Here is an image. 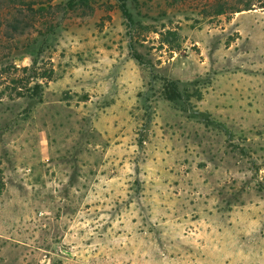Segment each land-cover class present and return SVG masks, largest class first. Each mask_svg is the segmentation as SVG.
<instances>
[{"label": "rangeland", "instance_id": "374dc122", "mask_svg": "<svg viewBox=\"0 0 264 264\" xmlns=\"http://www.w3.org/2000/svg\"><path fill=\"white\" fill-rule=\"evenodd\" d=\"M211 2L0 0V264H264V9Z\"/></svg>", "mask_w": 264, "mask_h": 264}, {"label": "trees", "instance_id": "16d2710c", "mask_svg": "<svg viewBox=\"0 0 264 264\" xmlns=\"http://www.w3.org/2000/svg\"><path fill=\"white\" fill-rule=\"evenodd\" d=\"M214 2H211L209 4V9L213 10V14L215 16H222V15H235L237 13H242L244 11H251L255 9V7H259L264 9V0H240L236 3H230L223 5L221 2L213 0ZM2 24H0V27ZM32 24L25 23L22 20L16 18L14 19L13 23L8 24L6 27L8 30L11 31V34L13 36H24L25 34H28L29 30L32 28ZM14 39H11V41ZM18 82L16 80L11 81V84L16 85ZM39 88V87H38ZM16 91V87L15 90ZM29 91V90H27ZM16 95H20V93H16ZM181 98V95L179 94L178 90L176 88H168V100L169 101H177Z\"/></svg>", "mask_w": 264, "mask_h": 264}]
</instances>
